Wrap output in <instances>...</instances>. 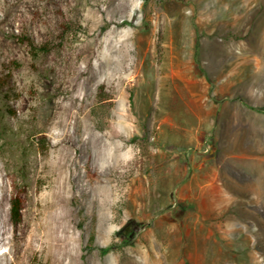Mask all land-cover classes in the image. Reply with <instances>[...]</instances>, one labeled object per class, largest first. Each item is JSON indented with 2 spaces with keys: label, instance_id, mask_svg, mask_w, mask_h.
I'll return each instance as SVG.
<instances>
[{
  "label": "rangeland",
  "instance_id": "obj_1",
  "mask_svg": "<svg viewBox=\"0 0 264 264\" xmlns=\"http://www.w3.org/2000/svg\"><path fill=\"white\" fill-rule=\"evenodd\" d=\"M261 156L264 0H0V264H264Z\"/></svg>",
  "mask_w": 264,
  "mask_h": 264
},
{
  "label": "bare ground",
  "instance_id": "obj_2",
  "mask_svg": "<svg viewBox=\"0 0 264 264\" xmlns=\"http://www.w3.org/2000/svg\"><path fill=\"white\" fill-rule=\"evenodd\" d=\"M112 45H114V44H112ZM117 45V44H116ZM117 47V46H116ZM119 48V47H118ZM110 50V49H109ZM116 50V49H115ZM121 51V50H120ZM110 52V51H109ZM118 53V52H117ZM116 53V54H117ZM107 54H108V52H107ZM110 54V53H109ZM115 54V55H116ZM121 55H120V58H119V60H116V65L118 66V68L119 69H121V68H126V65H125V60H126V54H125V52L123 51V52H121L120 53ZM104 55H106V54H104ZM119 56V55H118ZM114 57V56H113ZM104 58V62L105 63H107V64H110L111 63V56H109V55H106L105 57H103ZM118 58V57H117ZM115 59V58H114ZM113 59V60H114ZM117 61H118V64H117ZM120 63V64H119ZM133 63V62H132ZM136 63V62H135ZM115 65V64H114ZM113 65V66H114ZM130 65V64H129ZM112 66V68H114ZM104 67H106V66H104ZM117 67H115V69H116ZM131 68V67H130ZM106 69V68H105ZM162 69V68H161ZM110 71V70H109ZM113 71V70H112ZM165 72V71H164ZM116 73H117V69H116ZM119 73H120V71H119ZM163 73V72H162ZM115 74V73H114ZM113 75V74H112ZM166 82V81H165ZM4 188H5V186H4V181H3V179H0V191L1 192H3L4 191ZM2 202H3V196L1 197L0 196V210H1V207H2ZM40 220V219H39ZM52 220V219H51ZM53 221V220H52ZM51 222V221H50ZM52 223H50V225H51ZM54 225V224H53ZM33 227V226H32ZM45 227V226H44ZM52 227V226H51ZM32 229V228H31ZM51 229V228H50ZM52 229H53V227H52ZM55 229V228H54ZM9 231H10V229H9V227H8V225H7V223H6V221H5V219L3 218V216H2V214H1V211H0V250L5 246V245H9L10 243H11V241H10V237H9ZM54 231V230H53ZM53 231H50V232H53ZM15 232H16V234H18V237L19 238H21L22 236H23V233H24V231H23V229H19L18 231L17 230H15ZM55 232V231H54ZM56 233V232H55ZM53 235H55V234H53L52 233V236ZM57 235V234H56ZM58 236V235H57ZM63 237V236H62ZM53 238V237H52ZM58 238H59V236H58ZM61 238V237H60ZM65 238V237H64ZM41 239V238H40ZM67 239V238H66ZM65 239V240H66ZM51 240V239H50ZM58 240V239H57ZM54 241V240H53ZM52 241V242H53ZM60 241V240H59ZM52 242H50V243H52ZM68 242V241H67ZM62 245H64V244H62ZM56 246V245H55ZM59 246V245H58ZM55 248V247H54ZM7 249V248H6ZM10 249V248H9ZM55 250V249H54ZM65 250V249H64ZM69 250V249H68ZM48 251V250H47ZM71 251V250H70ZM38 252V251H37ZM49 252H50V250H49ZM59 252V251H58ZM0 253H1V251H0ZM39 253V252H38ZM44 253V252H43ZM57 254V253H56ZM61 254V253H60ZM64 254V253H63ZM1 256V255H0ZM3 256V255H2ZM36 256V255H35ZM61 256V255H60ZM71 255H69V257H70ZM1 258V257H0ZM15 258H16V256H15ZM45 258V257H44ZM61 258H62V256H61ZM60 258V259H61ZM7 259V258H6ZM38 259V258H37ZM70 259V258H69ZM71 260V259H70ZM3 261V260H2ZM7 261V260H6ZM44 261V260H43ZM54 261V260H53ZM52 261V262H53ZM58 261V260H57ZM60 262V261H59ZM58 262V263H59ZM65 262V261H64ZM69 262V261H68ZM10 263V262H9ZM46 263V262H45ZM57 263V264H58ZM1 264H3V262L1 263Z\"/></svg>",
  "mask_w": 264,
  "mask_h": 264
},
{
  "label": "trees",
  "instance_id": "obj_3",
  "mask_svg": "<svg viewBox=\"0 0 264 264\" xmlns=\"http://www.w3.org/2000/svg\"><path fill=\"white\" fill-rule=\"evenodd\" d=\"M23 208H24V203L22 200V197L20 194L17 192L14 194L12 197V220L15 223H20L22 221L23 217ZM95 241V235L93 234L91 237V244L92 242ZM90 247V246H89ZM114 249V245H108V246H100L99 250L102 255H106L110 251Z\"/></svg>",
  "mask_w": 264,
  "mask_h": 264
},
{
  "label": "crops",
  "instance_id": "obj_4",
  "mask_svg": "<svg viewBox=\"0 0 264 264\" xmlns=\"http://www.w3.org/2000/svg\"><path fill=\"white\" fill-rule=\"evenodd\" d=\"M250 155V158H253V156H251V154H245V156H249ZM260 159H263V156H261ZM264 160V159H263Z\"/></svg>",
  "mask_w": 264,
  "mask_h": 264
}]
</instances>
